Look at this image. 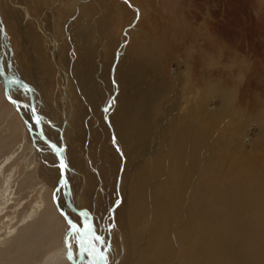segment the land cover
I'll return each mask as SVG.
<instances>
[{
	"label": "rangeland",
	"instance_id": "rangeland-1",
	"mask_svg": "<svg viewBox=\"0 0 264 264\" xmlns=\"http://www.w3.org/2000/svg\"><path fill=\"white\" fill-rule=\"evenodd\" d=\"M19 2L21 4H19L21 6L19 7L29 16L34 14L32 16L34 20H24L19 11L11 8L12 5L9 4V0H0V17L2 16L1 18L3 19L0 18V45L4 51L2 55L3 65L8 74L19 76L27 82L33 83L39 89L43 104L33 102L35 111L52 121L59 122L62 118L59 112L64 105L62 106L59 102L61 97L57 90L58 76L51 66L53 78L48 82V91L44 93L46 79L34 70L35 61L38 57L34 55L32 45L26 40V37H23L25 36L23 32L29 29L32 34L41 39L40 41H43L42 33L38 30L36 21L38 23L43 22L49 27L50 32L57 37L60 42L59 48L62 50L63 45L68 46L70 42V35H67V24H62L64 20L51 19L50 15L56 14V8L62 7L63 4H67L68 11L73 12L82 1L19 0ZM118 7L125 11L123 15H120ZM133 8L139 12V19L136 22V30H131L129 34L134 32L135 36L139 38H131L129 57L132 60L133 57L138 55L139 50H136L135 46L142 42L139 46H143L147 54L151 55V58L154 54H158L162 58L160 59L159 67H157L159 71L157 73L151 72L150 76L148 75L145 79L144 84H150L158 77L165 81L168 90H166L162 104L167 106L172 104L174 100L178 104V110L176 109L178 113L174 116L176 125L174 122L172 124L178 129L184 127L183 115L187 107L191 105L192 108L199 103L201 107H205L207 114L211 116L208 124L210 132L207 133L213 141L210 144H204L201 152L195 153L190 160V165H192L190 166V173H199L201 176L203 186L202 203L206 209L209 207L214 209L216 204H219L218 208L215 209V213L217 216L225 215L223 216V222H228V216L232 213L234 217L240 219V214L243 213L244 209L236 206L247 204L246 202L253 195L252 190L255 185L252 183V178L243 176L237 178L233 176L236 172L233 167L238 165L234 155L240 159L247 158L256 167L255 170L258 176L262 177L264 175V0H85L81 9L84 15L88 16H84L83 22L87 25L89 24V27L92 28L90 43L94 47L90 60L96 65L95 68L98 69L96 71L99 74L101 71L100 67H104V64L110 62L106 79L110 75V69H112L113 54L116 50L119 51L121 46L119 43L123 36L124 27H127L132 22L137 12ZM28 9L33 14L30 15ZM3 10L13 11L17 20L14 21V16L11 18L13 13L10 17L9 15H3ZM7 23H9L8 25L14 24L17 31H11ZM45 42L48 49L50 45L53 48V42L47 36L45 37ZM43 44L40 42V53L45 60H48L46 47ZM71 47L73 46L68 47L70 51H72ZM145 51L142 52L144 53ZM60 53V56L57 60L55 58V60L58 62L59 59V67H63L62 69L65 70L62 64L67 59V55H64L63 51ZM72 56L69 58L70 61L77 59V55L72 53ZM209 63L211 66L207 65ZM119 70L121 71L122 68L120 67L117 71L119 72ZM111 79L114 84L113 78ZM98 81V78L94 80L96 86L99 87H95L93 84L92 86L96 89L102 88L100 91L105 93L111 91L112 85L108 80L104 86L97 85L99 84ZM16 91L13 92V96L20 98ZM174 92L175 94H173ZM79 94L80 92L75 86V80L68 82L66 90L68 100L67 104H65V109L66 113H69L67 119L71 126L66 127L64 138L65 148H67L66 155L68 156L66 157L71 169L74 167V171L78 170L82 174L88 173L91 175L89 186L84 177L79 184V191L83 194L80 201L81 211H87L92 216L93 225H96L98 231L97 234L104 241L103 250L107 255V264H135L139 259L138 253L140 249L145 247L147 243L146 236L143 234L141 238L138 236L139 228L137 229V226L141 227L142 220L146 219L148 211L152 209L150 200L159 196L165 204L172 197L174 190L171 188L170 181L167 180L166 173L161 172V175H158L157 178L154 176L145 185L146 201L141 202L140 200L136 203L138 207L141 205L142 209L138 208V210L135 208L133 210V213L135 212V221L132 222L130 227L131 229L133 227V229L130 233L124 230L123 224H121L124 223L123 213L120 212L121 208L118 206L113 215L110 214L109 210L113 209L116 203H125L129 195L128 187L122 184L118 186L119 176H117L123 171L122 166L126 155L124 152L120 154V151H117V146L112 141L111 132L108 129L109 125H106L107 123L102 115L103 103L99 104L98 109H95L92 107L90 100ZM4 102L0 101V143L12 133L15 123L13 121L15 120L14 118L17 116L19 118V114L14 110V112H11L14 118H6V112L10 113V105ZM163 102L166 103L164 104ZM201 102L204 103L202 104ZM43 133L48 140L53 139L56 135L53 129L44 130L43 128ZM10 137L11 143L25 139L23 130L18 133L15 132L14 135L11 134ZM215 144L216 146H214ZM206 149L208 150L206 151ZM29 158L31 157L29 156ZM18 160L22 163L20 158ZM165 163L166 160L163 159L160 170H165L163 169ZM133 165L125 160L123 172L128 174L133 169ZM39 166L41 164L38 163ZM22 168L23 166L20 164L16 170L23 171L24 169ZM190 173L188 177L191 178ZM70 179L72 186L76 187L77 178L75 179V176L71 175ZM157 182H159V185L163 184L164 189L159 190ZM229 182L233 183L232 189L235 197L224 201L226 202L224 203L221 201L223 193L229 191L232 193L230 195L233 196L234 194L232 189L228 188ZM28 186L30 184L27 186L19 185L17 189L18 198H24L27 193L30 194L31 188ZM213 188L216 189L214 193L216 200L212 198L213 192L211 189ZM69 190L70 192L74 191L72 189ZM221 192L222 194H220ZM170 194L172 195L169 196ZM236 195H241L242 199L232 201L238 197ZM147 202H149L148 206ZM29 205L31 206V203ZM164 207L166 214L178 215L177 210H173L175 209L174 207L169 205H164ZM145 210H147V213H145ZM68 213H70V210ZM60 215L63 219L65 218L62 214ZM75 221L78 225L82 223L77 218H75ZM254 221L252 220L248 227L252 230H258V224ZM236 222L238 223V221ZM171 224L169 228L167 227L166 243L167 241L169 242L170 250L174 248L170 257L174 261L179 256V239L177 238L179 235L174 233V227L177 226L174 223ZM236 226V223L230 226L231 233L244 232L243 228ZM81 227L84 229L85 225H81ZM60 230H64V225L61 226L59 232H61ZM30 238V240H33L32 244H30L31 253L20 254L15 245L11 249H1L0 264H21L22 260L25 264H40L43 257L52 249L49 245L50 236L36 237V239L35 237ZM137 238L140 239L138 240ZM231 238L229 242L233 241V237ZM64 240L69 247L68 238ZM75 249H78V254H80L77 235L72 238L70 244V251L77 254ZM100 251H102L101 248ZM23 254H26V258H22ZM78 260L81 262L79 257ZM261 260L258 259L252 264H260ZM83 264L92 263L84 256Z\"/></svg>",
	"mask_w": 264,
	"mask_h": 264
},
{
	"label": "bare ground",
	"instance_id": "bare-ground-1",
	"mask_svg": "<svg viewBox=\"0 0 264 264\" xmlns=\"http://www.w3.org/2000/svg\"><path fill=\"white\" fill-rule=\"evenodd\" d=\"M81 1L82 2L76 6L73 12L68 11L67 4H63L62 7L60 6L58 9L56 8V14L50 15L51 19L64 20L62 24H67V35H70V42L68 46L63 45L62 50L59 48L60 42L57 37L50 32L49 27H47L45 23L43 24V22L38 23L36 21L38 24V30L42 33L43 41H40L41 39L32 34L29 29L23 32L25 35L23 37H26V40L32 45L34 55L38 57L35 61L36 66L34 65V70L37 71V74L42 75V77L44 76L46 79L44 93L48 91V82L53 78V69L51 66L54 68L55 74L58 76L57 90L61 97L59 98V102L62 106L64 105L59 112L62 118L59 122L52 121L36 111L35 116L41 123L42 131L44 128V130L53 129L56 132L55 137L49 141L54 142L63 151L65 165L64 186L61 185L58 152L55 149L47 147L37 137V124L35 118L30 112L31 103L33 106V102L43 104L42 95L33 83L27 82L19 76L7 73L2 59L4 51L0 45V66L3 74L5 76L11 75L18 77L30 88L29 95L25 90L24 85L17 84L12 80L5 81L0 75V101H5L10 105V113L6 112V118H14L11 113L13 110L19 114V118L17 116L14 118L15 120H13L15 123L10 136L11 134L14 135L15 132H22V130L25 135L24 140H17L18 142L13 141L12 143L11 137L8 135V138L0 143V250L4 248L11 249L13 245H15L17 250L20 251V254L27 252L31 253L30 244H32L33 240H30V237H35L36 239V237L39 238L47 235L50 236L49 245L52 249L43 257L40 264H72V262L83 264L84 256L93 264V256L89 255L84 250L87 245L81 247L78 244L80 254H78V249H75V252L77 253L75 254L73 251H70V247L65 244L64 240L65 238H68V241L71 244V240L75 236L70 229V222L80 229H83L81 225H85L86 227L87 224H91L95 234L98 235L96 225H93V219L90 213L82 211L81 215L76 214L68 208L63 198L64 190L66 191L74 209L81 211L80 201L83 194L79 191V184L83 177L86 179L88 186L91 181V175L88 173L82 174L78 172V170L74 171V167L72 169L69 167L70 163L68 164V156L66 155L67 148H65V132L66 127H69V125L71 126L67 119L69 113L67 114L65 109V104H67L68 100L66 90L68 82L75 80V86H77L81 96L90 100L93 108L98 109L99 104L103 103V119L107 123L106 125H109L108 129L111 132L114 145L117 146V151H120V154H123L122 152H124L126 155L124 159L134 164L133 169L130 170L128 174H125L123 172L125 164L124 160L122 166L123 171L120 175H117L119 176L118 186H121L122 184L128 187L129 195L126 198L125 203H116L115 207L109 210L110 214L113 215V212L116 211L118 206L121 208L120 212L123 213L122 216L124 219V223L121 224H123L124 230L127 231V233H130L133 229V227L132 229L130 228L132 222L135 221V212L133 213V210L135 208H141V205L140 207L137 206V201H146L145 196L147 193H145V185L148 184L154 176L157 178L158 175H161V172L166 173L167 180L170 181L171 188L174 190L173 195H169H172V197H170L165 204L159 196L157 198H152V200L149 199L152 202V206H150L152 209L148 211L146 219H144V221L142 220L141 227L137 226V229L139 228L138 236H140V238L142 234L146 236L147 243L145 247L140 249L138 253L139 259L135 264H252L255 261H258V259H262L260 264H264V175L262 177H260V175L258 176V173L255 170L256 167L249 162L247 158L240 159L234 155V158L238 161V165H234L233 167L236 171L233 176L237 178L241 176L252 178L254 181H252V183L255 185V188L252 190L253 195H251L248 202H246L247 204L244 206L241 204V206H236L244 209L242 211L243 213L240 214V219L234 217L232 213L228 216V222H223V216L225 215L217 216L215 213V209L218 208L219 204H216L214 209L212 207L206 209L201 200L203 187L201 176L199 173H190V166H192L190 165V160L191 156L195 155V153L198 154L201 152V148L204 144H210L213 141L207 133L210 132L208 124L211 116L207 114L205 107L203 108L200 106V103L192 108L190 105L187 107L186 112H184L185 114L183 115V123L185 126L179 129L175 128L176 123L174 122V116L178 113L176 111V109L178 110V104L175 102L176 100L167 106L162 104L166 90H168L165 81L161 77H158L152 83L144 84L145 79L151 72L157 73L159 71L157 67H159L161 63L160 59L162 58H160L158 54H154V57L152 56L151 58V55L147 54L145 48L139 46L142 43L141 42L135 46L136 50H139L138 55L133 57L132 60L130 59V54L128 53L130 52L131 38H139L135 36L134 32L129 34L131 30H136V22L139 19V12L135 8H133V10H136L137 12L135 13L134 19L127 27H124L122 32L123 36L119 43L121 44L119 51L116 50L113 54L110 75L106 79L107 68L109 67L110 62L104 64V67H100V74L97 73L96 70L98 69L95 68L96 65L90 60L92 52H94V47L90 43V32H92V28L89 27V24L87 25L83 22L88 15H84L83 10L81 9L85 0ZM9 2V4L12 5L11 8L19 11L24 20H34L32 18L34 14L31 10L28 9L30 15H33L29 16L20 8L21 4L19 0H9ZM24 10L26 9L24 8ZM3 11L5 12H3V15H9V17L13 13V11ZM119 13L120 15H123L125 11H123L122 8H119ZM11 18H13L14 21L17 20L15 19L14 13L11 15ZM8 24L9 23H7V25ZM8 27L13 32L17 31L14 24L8 25ZM138 32L140 33V31ZM46 36L53 42V48L50 45V48L48 49L45 42ZM40 42L44 43L43 45L46 47L48 60H45L41 56L39 49ZM69 46L74 47H71L72 51L68 49ZM61 51L64 52V55H67V59L62 64L65 67V70L62 69L63 67H59V59L58 62L56 61L60 56ZM142 51L145 52L143 53ZM72 53L73 55H77V59H72L70 61L69 58L72 56ZM210 63L207 65H210ZM120 67L122 70H119L118 72L117 70ZM95 78H98L99 80V84L97 85L101 86H104L108 80L112 85L111 93L100 91L102 88L96 89L95 87L99 86H96V83L94 82V80H96ZM111 78H113L114 84L111 82ZM92 84L95 87H93ZM10 88H12L11 91H9ZM14 91H16V94L20 98L13 96ZM115 92L116 94L114 95ZM173 94H175V92ZM13 102L17 103V107L14 106ZM106 108L108 111H105ZM173 122L175 125L172 124ZM214 146H216V144ZM207 150L208 149H206V151ZM29 156L32 158V161ZM18 158H20L22 163L19 162ZM163 159L166 160L163 167L165 170H160ZM38 163L41 164V166L38 167ZM20 164L23 166V171L16 170ZM189 173L191 178L188 177ZM71 175L75 176V179L77 178V183H75L76 187L72 186L70 179ZM20 184L23 186L30 184L28 187L31 188V196L27 193V196L24 198L17 197V189ZM156 184L159 190L162 188L164 189L163 184L159 185V182ZM232 184V182H229V189H232ZM69 189L74 191L70 192ZM211 190L213 192L212 198H215L216 200V196L214 197L216 189L213 188ZM232 192L234 193L233 189ZM220 194H222V192ZM230 194L232 193L229 191L223 193V195H221V201L224 202L235 197V193L233 196ZM236 196L238 197L234 198L232 201L240 200V198L242 199L241 195ZM255 202H257V204H255ZM29 203H31V206ZM148 203L149 202H147V206ZM224 203L222 204L226 205ZM145 204L143 205L145 206ZM164 205L174 207L175 209L173 210H177L178 215L166 214ZM69 210L70 213H68ZM58 212L65 218L63 219ZM145 213H147V210H145ZM75 218H77L79 222L82 221V223L78 225ZM252 220H255L254 222L258 224L259 229H255L256 231L248 227ZM236 221H238V223ZM171 223H174V225L177 226L174 227V233L179 235V237H177L179 239V253L177 252L179 256L174 261L170 258L171 252H173L172 250L174 248L170 250L169 242L167 241L166 243L167 227L169 228ZM235 223L238 227L243 228V233H231L230 226ZM62 225H64V230H60L61 232H59ZM134 232H136V230H134ZM231 237H233V241L229 242L230 239H232ZM140 238L137 239L139 240ZM85 239L87 238L85 237ZM103 245L104 241L102 244L97 243L96 248L98 250L101 248L104 252ZM104 254L107 258L105 252ZM25 255L26 254H23L22 258H26ZM78 257L81 259V262L78 260ZM20 263L25 264L23 260ZM100 264H104V262L100 261Z\"/></svg>",
	"mask_w": 264,
	"mask_h": 264
},
{
	"label": "water",
	"instance_id": "water-1",
	"mask_svg": "<svg viewBox=\"0 0 264 264\" xmlns=\"http://www.w3.org/2000/svg\"><path fill=\"white\" fill-rule=\"evenodd\" d=\"M0 75L2 76V78L7 81V80H12L14 81L15 83L17 84H22L25 86V90L27 91V93L30 95V88L28 86H26L23 81L21 79H19L18 77H15V76H11V75H8V76H5L3 74V71L1 69V66H0ZM7 85V84H6ZM7 87V86H6ZM14 106L17 107V103L13 102ZM30 112L32 114V116L35 118V122L37 124V131H36V135L37 137L49 148H52V149H55L57 150L58 152V165H59V172H60V177H61V185L64 186L65 185V172H64V156H63V151L52 141H49L45 138L44 134H43V131H42V128H41V123L40 121L36 118L35 116V109H34V106L30 105ZM63 198H64V201H65V204L68 206V208L75 212L76 214L78 215H81L82 211L80 210H75L74 207L71 205V202H70V199L66 193V191L63 190ZM72 264H76L75 262H72Z\"/></svg>",
	"mask_w": 264,
	"mask_h": 264
},
{
	"label": "snow or ice",
	"instance_id": "snow-or-ice-1",
	"mask_svg": "<svg viewBox=\"0 0 264 264\" xmlns=\"http://www.w3.org/2000/svg\"><path fill=\"white\" fill-rule=\"evenodd\" d=\"M105 111H108L106 108ZM70 229L74 235H77L78 244L81 247L87 245L84 249L89 255L93 256V264H100V261H103L104 264H107V258L103 251H100L96 248V243H103L102 238L95 234L91 224H87L84 229L78 228L76 225L71 224ZM87 237V239H85ZM70 247V246H69Z\"/></svg>",
	"mask_w": 264,
	"mask_h": 264
}]
</instances>
